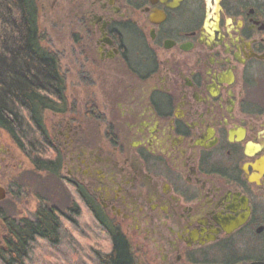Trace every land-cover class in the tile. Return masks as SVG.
<instances>
[{
  "label": "flooded vegetation",
  "instance_id": "obj_1",
  "mask_svg": "<svg viewBox=\"0 0 264 264\" xmlns=\"http://www.w3.org/2000/svg\"><path fill=\"white\" fill-rule=\"evenodd\" d=\"M32 2L65 84L51 207L102 216L136 264L264 263V0Z\"/></svg>",
  "mask_w": 264,
  "mask_h": 264
},
{
  "label": "trees",
  "instance_id": "obj_2",
  "mask_svg": "<svg viewBox=\"0 0 264 264\" xmlns=\"http://www.w3.org/2000/svg\"><path fill=\"white\" fill-rule=\"evenodd\" d=\"M65 84L55 55L39 45L32 0H0V129L34 166L51 171L44 110L59 106ZM41 205L33 219L0 209V264H136L124 235L76 207L66 217Z\"/></svg>",
  "mask_w": 264,
  "mask_h": 264
},
{
  "label": "rangeland",
  "instance_id": "obj_3",
  "mask_svg": "<svg viewBox=\"0 0 264 264\" xmlns=\"http://www.w3.org/2000/svg\"><path fill=\"white\" fill-rule=\"evenodd\" d=\"M0 186L8 192L7 198L0 202V209L16 220L33 219L41 205L65 210L70 201L63 198L57 183L49 185L45 174L35 173L30 161L2 129H0Z\"/></svg>",
  "mask_w": 264,
  "mask_h": 264
},
{
  "label": "water",
  "instance_id": "obj_4",
  "mask_svg": "<svg viewBox=\"0 0 264 264\" xmlns=\"http://www.w3.org/2000/svg\"><path fill=\"white\" fill-rule=\"evenodd\" d=\"M7 196H8L7 190L4 187L0 186V202L4 201L7 198ZM253 264H264V263L254 262Z\"/></svg>",
  "mask_w": 264,
  "mask_h": 264
}]
</instances>
